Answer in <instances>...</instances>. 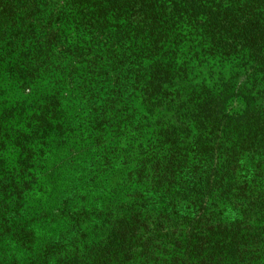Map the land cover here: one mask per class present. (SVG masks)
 <instances>
[{"label": "trees", "instance_id": "1", "mask_svg": "<svg viewBox=\"0 0 264 264\" xmlns=\"http://www.w3.org/2000/svg\"><path fill=\"white\" fill-rule=\"evenodd\" d=\"M0 264H264V0H0Z\"/></svg>", "mask_w": 264, "mask_h": 264}]
</instances>
